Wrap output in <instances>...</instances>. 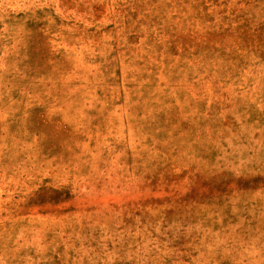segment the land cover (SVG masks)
<instances>
[{
  "label": "rangeland",
  "instance_id": "obj_1",
  "mask_svg": "<svg viewBox=\"0 0 264 264\" xmlns=\"http://www.w3.org/2000/svg\"><path fill=\"white\" fill-rule=\"evenodd\" d=\"M0 264H264V0H0Z\"/></svg>",
  "mask_w": 264,
  "mask_h": 264
}]
</instances>
